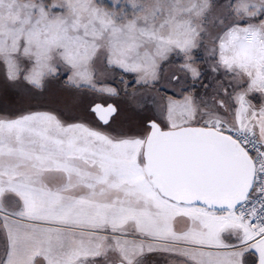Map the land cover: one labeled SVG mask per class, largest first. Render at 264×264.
<instances>
[{"label":"snow or ice","instance_id":"snow-or-ice-1","mask_svg":"<svg viewBox=\"0 0 264 264\" xmlns=\"http://www.w3.org/2000/svg\"><path fill=\"white\" fill-rule=\"evenodd\" d=\"M0 264H264V0H0Z\"/></svg>","mask_w":264,"mask_h":264}]
</instances>
